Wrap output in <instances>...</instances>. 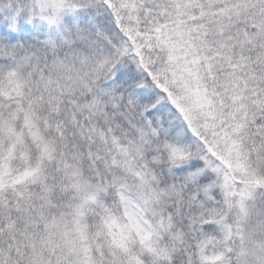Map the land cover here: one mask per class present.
I'll return each mask as SVG.
<instances>
[{
	"label": "snow or ice",
	"instance_id": "obj_1",
	"mask_svg": "<svg viewBox=\"0 0 264 264\" xmlns=\"http://www.w3.org/2000/svg\"><path fill=\"white\" fill-rule=\"evenodd\" d=\"M0 264H264V0H0Z\"/></svg>",
	"mask_w": 264,
	"mask_h": 264
}]
</instances>
